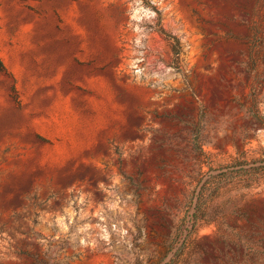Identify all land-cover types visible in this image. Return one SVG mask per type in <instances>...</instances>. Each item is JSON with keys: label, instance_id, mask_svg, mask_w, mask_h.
I'll list each match as a JSON object with an SVG mask.
<instances>
[{"label": "rangeland", "instance_id": "1", "mask_svg": "<svg viewBox=\"0 0 264 264\" xmlns=\"http://www.w3.org/2000/svg\"><path fill=\"white\" fill-rule=\"evenodd\" d=\"M0 61V264H264V0H0Z\"/></svg>", "mask_w": 264, "mask_h": 264}, {"label": "trees", "instance_id": "2", "mask_svg": "<svg viewBox=\"0 0 264 264\" xmlns=\"http://www.w3.org/2000/svg\"><path fill=\"white\" fill-rule=\"evenodd\" d=\"M158 13V12H157ZM157 31L164 36V38L169 42L172 54H173V60H172V66L179 70L180 69V53H181V48H180V42L179 39L171 34L166 32L162 27H158ZM3 67L2 62L0 61V68Z\"/></svg>", "mask_w": 264, "mask_h": 264}]
</instances>
